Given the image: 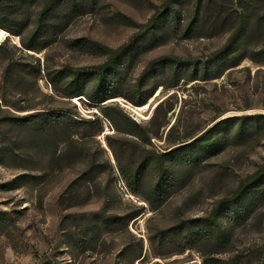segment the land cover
I'll return each mask as SVG.
<instances>
[{"label":"rangeland","instance_id":"1","mask_svg":"<svg viewBox=\"0 0 264 264\" xmlns=\"http://www.w3.org/2000/svg\"><path fill=\"white\" fill-rule=\"evenodd\" d=\"M46 1L18 7L15 15L27 29L21 36L6 32L0 42V95L7 102L0 100V264H210L262 244L264 174L248 182L264 173V0H178L172 8L180 26L167 15L154 29L150 21L165 0H87L77 13L51 16L34 35ZM8 5L0 0V8ZM237 28L245 36L232 47L228 39ZM87 41L128 49L123 96L95 104L52 90L56 71L84 75L104 65V57L81 46ZM161 57L185 64L184 72L155 66L145 74ZM83 79L90 91L99 78ZM139 96L146 99L143 111L129 101ZM103 106L114 109L110 119L99 113ZM50 110L80 121L98 118L102 132L38 135L10 121ZM169 151L163 165L171 168V185L149 204L154 174L133 194L120 169L132 171ZM235 201L252 210L241 225L219 219L230 232L221 247L162 234ZM96 214L112 223L89 239L85 231ZM71 236L84 241L71 247Z\"/></svg>","mask_w":264,"mask_h":264},{"label":"trees","instance_id":"2","mask_svg":"<svg viewBox=\"0 0 264 264\" xmlns=\"http://www.w3.org/2000/svg\"><path fill=\"white\" fill-rule=\"evenodd\" d=\"M30 0H8V7L0 8V29L13 36H21V34L27 29L28 23L24 20L17 19L16 9L23 4H26ZM178 0H165L164 5H162V12L156 14V17L152 18L150 29L158 28V25L162 24V19L165 22L163 17L170 16V19L167 21L173 22L175 27L180 26L181 21L183 20L180 15L176 14L172 8V5ZM202 0H196V3H201ZM87 0H47L42 11L39 13L37 18V27L35 34L37 35L41 28L44 25L48 24V21L51 16H56L58 13L66 11L67 14L77 13L83 7L86 6ZM90 2V0H89ZM28 8V6H27ZM191 22V21H190ZM195 23V19L189 24L186 28V33H188ZM242 36V37H241ZM245 34L240 31V29H235L229 36V44L237 46L240 41V38L243 39ZM22 46L26 50H31L33 47L22 42ZM82 47L89 48L94 54L100 57H104L106 60L104 65L98 68V71L95 73H87L82 75L81 72H71V71H56L53 73L52 77L49 78V84L52 90L55 93L61 94L63 97H84L88 101L95 104H102L110 99H115L120 96H123L120 93V83H121V74L124 64L122 63L124 57L128 53L126 47H120L118 49H109L97 43L87 41L84 44H81ZM158 66V68L168 69L173 71L174 74L178 72H184L185 64L176 62L173 59L167 57H161L153 61L145 69V74H150V72ZM97 74L98 81L92 85V90H86L84 84H82L83 77H86L85 82L90 83L94 75ZM47 76H50V73L47 71ZM91 84V83H90ZM1 102L5 101V96L0 95ZM129 101L137 107L146 103V99L142 97H136L134 99H129ZM7 104V102L5 103ZM114 109L110 106H103L99 108V113L106 119H110V112ZM122 115V113L119 111ZM117 118L121 119L120 116ZM13 123L20 130H31L38 135H43L50 131H56L62 134H69L70 136L76 135V129L78 128H87L95 127V133L98 135L102 132L101 121L98 118H95L92 121H80L73 118L69 113H65L60 110H50L45 112H36L22 117H16L11 119ZM179 150V149H175ZM172 151V150H171ZM171 151L165 153L164 155L155 156L153 159H146L141 161L137 167L132 170H121V175L127 185L130 188L133 194H139L138 187L143 183L146 176L150 173L154 174V181L150 185L148 191V198L145 202L151 204L154 201L162 200L164 194L166 193L167 188L171 185L173 173L170 171V167L163 165V158L171 155ZM174 151V150H173ZM5 151L0 150V156H4ZM170 166L173 167V159H170ZM36 170V169H33ZM261 174H256L253 179H251L248 184H254L255 181L261 180L263 177ZM262 177H261V176ZM248 185V186H249ZM244 186L238 192V197H241V194L244 193L243 190L248 188ZM252 186V185H251ZM234 203H229L218 210L211 213L205 218L194 219L187 221L182 225H177L171 229L163 231L162 234H170L173 232L184 233L190 240L194 241H203L208 244H211L213 247H221L228 243L230 239V232L228 229L222 226L219 219L224 218L232 226L241 225L247 221L252 208L247 205H239ZM80 216H72L73 220L79 219ZM93 224L91 227L85 231L89 236V239L95 237L103 228H109L112 223L111 217L106 215L96 214L93 216ZM5 224V220L0 218V225ZM84 241L81 237H67L66 243L71 247H76L79 242ZM205 262V261H204ZM210 264H264V242L260 245H253L252 249L248 251V254L234 255L228 259H211Z\"/></svg>","mask_w":264,"mask_h":264},{"label":"bare ground","instance_id":"3","mask_svg":"<svg viewBox=\"0 0 264 264\" xmlns=\"http://www.w3.org/2000/svg\"><path fill=\"white\" fill-rule=\"evenodd\" d=\"M7 35H8V34H7L4 30L0 29V42H2V40L5 39V37H6ZM146 108H147L146 105H142V106L139 107L138 111H143V110H145ZM135 113H136V112H135ZM137 114H138V113H137ZM139 115H140V114H139Z\"/></svg>","mask_w":264,"mask_h":264}]
</instances>
